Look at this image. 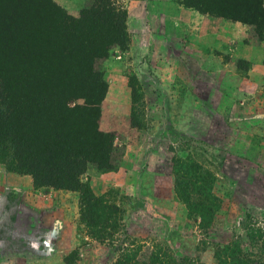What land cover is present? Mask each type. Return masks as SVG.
<instances>
[{"label":"rangeland","instance_id":"obj_1","mask_svg":"<svg viewBox=\"0 0 264 264\" xmlns=\"http://www.w3.org/2000/svg\"><path fill=\"white\" fill-rule=\"evenodd\" d=\"M116 1L127 10L128 34H141L139 4L147 0ZM54 2L79 17L86 0L75 13L61 0ZM184 18L195 23L194 17ZM199 19H203L200 25L194 24L198 28L180 33L183 43L176 40L170 19L162 22L160 18L156 27L154 19V35L162 42L155 51L157 56L134 60L114 55L125 50L110 52L104 62L108 93L99 125L101 130L117 126L111 131L116 145L124 152L123 160L127 147L131 157L126 172L105 180L108 188L91 187L92 179L102 175L94 171L84 175L83 181L96 196L118 207L120 214L114 223L120 227L99 237V226L83 221L86 233L82 228L83 235L78 238L72 223L66 241L57 243L53 259L43 264H115L121 256L119 248L136 249L132 243L161 247L172 257L183 255L200 264H217L219 258L226 260L223 251L232 244L246 250L261 245L264 61L256 64L215 48L202 50L213 56L208 59L200 52L193 54L184 40L190 34L197 33L204 39L201 43L208 45L213 31L221 32L217 24L202 26L206 19ZM242 27L246 46L264 45L253 38L249 26ZM230 33L236 35L237 31ZM117 98L124 105L116 108L118 116H114ZM1 168L23 174L11 140H0ZM146 171L150 175L143 177ZM12 206L9 203L0 218V239L14 241L16 248L32 249L37 243L41 252L48 254L51 237L47 229L55 214L41 211V223L29 227L20 225L23 218H14ZM16 264H25L23 258Z\"/></svg>","mask_w":264,"mask_h":264},{"label":"trees","instance_id":"obj_2","mask_svg":"<svg viewBox=\"0 0 264 264\" xmlns=\"http://www.w3.org/2000/svg\"><path fill=\"white\" fill-rule=\"evenodd\" d=\"M180 3L247 25L264 42V0ZM127 19L116 0H86L79 17L54 0H0V140L13 142L21 173L36 187L79 192L80 221L99 226V237L118 230L120 211L83 177L118 171L123 161L116 135L99 124L108 93L104 62L113 49L128 48ZM262 238L250 250L238 243L225 248L226 260L217 264H264ZM131 245L136 249L119 248L115 264H200L161 247Z\"/></svg>","mask_w":264,"mask_h":264},{"label":"crops","instance_id":"obj_3","mask_svg":"<svg viewBox=\"0 0 264 264\" xmlns=\"http://www.w3.org/2000/svg\"><path fill=\"white\" fill-rule=\"evenodd\" d=\"M61 2H63V5L67 9H74L73 13L79 11V9L76 10L75 8H81L84 4V0H61ZM139 5L142 6L140 7V10L143 13L142 25L140 27L142 33H131L129 35L128 48L125 51H121L120 53L115 52L114 54L118 58H123V56L131 57L134 60H138L141 57L146 56L151 58L155 54V51H159L162 42L160 41V37L158 35H154V28L160 22V18H162V22L169 19L173 22L174 35L177 37L176 40L182 43L183 39H181L180 33L186 32V30L192 32V28H198L194 26V24L196 23L197 25H200V23L198 24V22H200L199 20H203L199 18H205L206 20L202 22V26H207L208 23H215L221 27V32H219L218 29L213 31V34L211 35L212 40L209 41L210 43H208V45L201 43L204 39L203 37L198 36L197 33H192V35L190 34L189 37L191 39L187 38L184 40L186 44L189 42L188 46L193 54L200 52V56H203V49L208 51L211 48H215L222 53L232 54L231 56L243 58V60L253 61L256 64H261L264 61V45H253L252 47L246 46L244 42L246 34L242 27L244 24L240 22H231L225 19L212 18L202 15L196 10L185 8L180 3V0H147L145 2H141ZM187 16L194 17L195 23H191V18H184ZM154 19L157 22L156 24L154 23L155 27L152 25L153 21H155ZM233 31H237V33L236 35L234 34L231 36L230 32ZM199 37H201V39H198ZM155 56H157V53ZM204 56L207 59L213 57L212 55L207 54H204ZM113 58H115V56ZM203 62H206V59ZM202 64L206 65L205 63ZM114 89H116V87L113 89L110 88V91ZM123 105L124 101L121 99L117 98L114 101V116H118L116 108L122 107ZM117 128V126H110L109 128L104 127L102 130L105 132H111L117 130ZM129 155L130 149L127 147L121 170L113 174L110 172L105 173L92 179L94 181L90 182L91 187L94 190H101L103 189L102 187L105 186L104 184L107 183L105 180L110 179V176L115 177L122 175V171L123 173L126 172L125 166L127 167ZM149 173L150 172L146 171L142 176H148L150 175ZM0 175H3L1 177H4L0 179V218L7 210L9 203L13 204L12 209L14 207V218H23L20 225L23 224L32 227L37 223H41L40 218H38V215H41V211L45 213H53L56 216L50 224V227L47 229L49 232L48 234L51 237L49 241L48 254L41 252L37 243L34 248L32 247V249L25 246L24 248L19 246L16 248V243L14 241L0 239V264H16L19 258H23L25 264H43V262L52 260L54 250L56 249L55 246H57V243L59 242L63 243L66 241V235L68 234V229L72 223L75 230L78 232L77 237H82L83 234L81 231L82 228L85 231V226L80 221V211H78L80 210L79 193L46 187L39 188L34 185V181L31 176L11 173L7 170H3L2 168L0 169ZM86 181H89V179ZM96 187L98 188L96 189ZM99 187H101V189H99ZM105 187L108 188L109 185H106ZM173 191L175 192L174 185Z\"/></svg>","mask_w":264,"mask_h":264}]
</instances>
